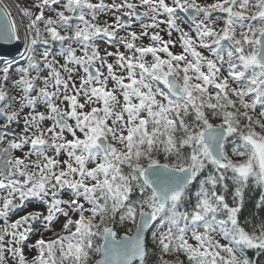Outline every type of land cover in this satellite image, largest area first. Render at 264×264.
<instances>
[{
    "label": "snow or ice",
    "instance_id": "6c2138e0",
    "mask_svg": "<svg viewBox=\"0 0 264 264\" xmlns=\"http://www.w3.org/2000/svg\"><path fill=\"white\" fill-rule=\"evenodd\" d=\"M11 7L0 264H264V0Z\"/></svg>",
    "mask_w": 264,
    "mask_h": 264
},
{
    "label": "bare ground",
    "instance_id": "6f19581e",
    "mask_svg": "<svg viewBox=\"0 0 264 264\" xmlns=\"http://www.w3.org/2000/svg\"><path fill=\"white\" fill-rule=\"evenodd\" d=\"M23 2V0H0V6L2 7V9L4 8V5H9L12 6L11 7V12H12V16L13 18H15L17 21H19V15L17 14V12L15 11L14 5L16 3H21ZM21 51H23V49L21 48ZM17 59H19V57H17Z\"/></svg>",
    "mask_w": 264,
    "mask_h": 264
},
{
    "label": "water",
    "instance_id": "95a60500",
    "mask_svg": "<svg viewBox=\"0 0 264 264\" xmlns=\"http://www.w3.org/2000/svg\"><path fill=\"white\" fill-rule=\"evenodd\" d=\"M3 9H2V7L0 6V11H2ZM125 233H123V234H121V236H123ZM130 235V234H129Z\"/></svg>",
    "mask_w": 264,
    "mask_h": 264
},
{
    "label": "rangeland",
    "instance_id": "374dc122",
    "mask_svg": "<svg viewBox=\"0 0 264 264\" xmlns=\"http://www.w3.org/2000/svg\"><path fill=\"white\" fill-rule=\"evenodd\" d=\"M145 43H147V41H145ZM111 50V49H110ZM121 50H123V49H121Z\"/></svg>",
    "mask_w": 264,
    "mask_h": 264
},
{
    "label": "trees",
    "instance_id": "16d2710c",
    "mask_svg": "<svg viewBox=\"0 0 264 264\" xmlns=\"http://www.w3.org/2000/svg\"><path fill=\"white\" fill-rule=\"evenodd\" d=\"M258 218H259V217H258ZM122 233H124V232H121L120 235H121Z\"/></svg>",
    "mask_w": 264,
    "mask_h": 264
}]
</instances>
